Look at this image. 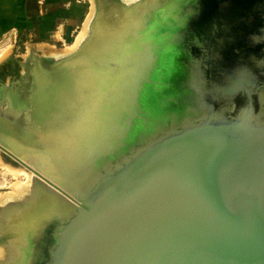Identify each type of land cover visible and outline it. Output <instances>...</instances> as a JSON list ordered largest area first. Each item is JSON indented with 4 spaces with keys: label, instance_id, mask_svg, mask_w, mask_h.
Wrapping results in <instances>:
<instances>
[{
    "label": "water",
    "instance_id": "obj_1",
    "mask_svg": "<svg viewBox=\"0 0 264 264\" xmlns=\"http://www.w3.org/2000/svg\"><path fill=\"white\" fill-rule=\"evenodd\" d=\"M97 7L74 53L37 68L24 89L1 82L16 117L0 113V149L31 171L39 212L50 214L22 254L34 250L35 264H264V0ZM103 36L115 39L97 48ZM60 68L69 72L49 81ZM78 68L117 76L112 94L78 95ZM34 96L35 106L17 103ZM71 99H96L99 123L77 176L51 174L22 130L29 120L61 130L63 110L39 117L49 100L56 110Z\"/></svg>",
    "mask_w": 264,
    "mask_h": 264
},
{
    "label": "bare ground",
    "instance_id": "obj_2",
    "mask_svg": "<svg viewBox=\"0 0 264 264\" xmlns=\"http://www.w3.org/2000/svg\"><path fill=\"white\" fill-rule=\"evenodd\" d=\"M101 1H105V0L93 1L94 2L93 9L91 14L89 15L86 26L84 28L85 37L81 39L78 38V42L73 49L69 50L68 52H62L59 54L52 53L53 54L52 58H46V55L42 57L37 55L33 56L31 61L28 60L27 63L25 62V67H24L25 70L23 72V75H20L18 79L7 82L8 91L11 92L12 89H20V90L24 89L25 86L31 84L36 73H38V70L43 65L56 64L60 62L61 59H63L67 55L74 53L83 43V40L88 36L91 21L98 8L97 4H99V2ZM108 38L115 39L113 37H108V36L100 37L97 43V48L104 47L102 41ZM113 48H114V52L111 53L110 55L112 57V60H116L115 59L117 57L115 52L116 47ZM122 51L123 50H121L118 54V60H120L123 55ZM74 64L76 65L79 64V61L75 62ZM64 69L58 71L59 74L55 73V76L53 75V77L48 78V80L49 81L54 80L55 82L58 79L62 78L63 76H61V74H65L66 72H69V71H65ZM113 69L116 70V68ZM70 73L72 74V78L74 81L73 90L76 89L75 92L78 95L87 94L94 97H97V93L100 94V91L102 92V96L112 94V90H111L113 89L112 83L115 81L117 77L112 73L105 74L104 76H101V74L97 72L86 74L82 68L81 69L78 68L77 70L74 69L70 71ZM116 86H119V82L116 84ZM55 92L56 90L54 89L51 91V94H54ZM66 93H68V91H66ZM35 99H37L36 96H34L32 101L29 102L27 100L19 98V100H17V103L18 102L20 103V107H24L28 105L30 106L31 104L32 105L35 104ZM49 101H48L49 103L48 111L45 109L46 112L44 111V113L41 114L39 119L44 120L46 122L48 121L49 118H51V115L53 117V111L56 113L57 116H59L60 112L63 110L65 116L62 115L61 116L67 121V123L64 125V128L58 131L55 130L53 133L52 131L44 129V125H41L39 123H37V125L34 126L32 120H29V122L22 130L24 135L23 137L33 136L35 142H37L40 146H42V148H44V149H40L35 154H32V156L31 155L29 156L33 162L42 166L46 171H48L51 174H54L55 172L61 173V171L63 172L65 171L67 172L68 176L69 175L77 176V174L79 173L78 166H80L81 162L83 161L82 154L85 156L87 155L86 153L88 150L87 137L89 136V134L91 135V137L93 138L95 137L96 134L95 127L99 123V118L97 117L96 114V111H98L97 101L96 99L93 100V102H91L90 100H83V99L77 101L75 99L73 101V99H71L69 102H67L68 103L67 105H64V103L60 104L61 106L57 105L55 107L56 110L53 109L54 107V105H52L53 103ZM27 103L28 105H26ZM5 104H9V99L0 101V105L2 107ZM79 104H80V110L84 112L83 116H80V114H78L81 112H75ZM7 108H5V106L3 108H0V113L6 114L8 116H12V118L16 117L15 111L11 110L9 105ZM85 114H89V116ZM8 167L9 170L13 171L15 174L21 173L25 175L27 184L25 186H22L21 183L13 184L14 194L0 197V204L3 205L10 202L11 199L21 200V204H17L19 207L18 210L16 209L15 205H13L11 207L5 208L0 211V227L4 226L5 220H8L17 215L21 217L22 215L29 213L27 215L28 219L25 228L29 229L30 231L17 232L19 237L18 239L15 240V242L11 243L8 248H0V264H22L23 256L20 254L22 251L21 250L22 246L25 245V243L26 245L28 243V241H25L26 236H29L30 234L35 235L38 231H41L42 226L46 223L47 219L50 218L49 216L50 214L47 212V210H45L43 215H41L39 212L40 209L42 208L46 209V208L45 206H43L40 209L38 208L40 206L39 198H37L38 189L33 185L34 178L31 171H29L23 166L21 168H15L13 166H8ZM71 168H74L73 173H70L68 171ZM18 229H21V225L17 227V230Z\"/></svg>",
    "mask_w": 264,
    "mask_h": 264
},
{
    "label": "rangeland",
    "instance_id": "obj_3",
    "mask_svg": "<svg viewBox=\"0 0 264 264\" xmlns=\"http://www.w3.org/2000/svg\"><path fill=\"white\" fill-rule=\"evenodd\" d=\"M93 1L0 0V78L8 82L18 79L25 62L35 55L52 58V53L73 49L78 38L85 37ZM8 166L22 167L0 150V197L14 194L13 184H27L25 175L15 174Z\"/></svg>",
    "mask_w": 264,
    "mask_h": 264
},
{
    "label": "flooded vegetation",
    "instance_id": "obj_4",
    "mask_svg": "<svg viewBox=\"0 0 264 264\" xmlns=\"http://www.w3.org/2000/svg\"><path fill=\"white\" fill-rule=\"evenodd\" d=\"M2 81H6V80H3L0 78V89H2V87H1ZM3 92H4V90H1L0 94H2ZM22 120H23L22 118H18V120L16 122L18 127L19 126L22 127V125L24 124ZM42 202L43 201H39V204H40V206L38 207L39 209L43 207ZM28 214L29 213L24 214L22 219L20 218V220L15 219L14 217H12L8 220H5L4 226L0 227V248H8L11 243L15 242V240L18 239V237H19L17 232H28V231H30L27 228H25V229L21 228V229L17 230V227L19 225H21V226L26 225V222L28 219V216H27ZM27 247H29V245ZM24 248H26L25 245L22 246V249H24ZM20 255H22L24 257V259H25L24 261L26 262V264H35V262L36 263L40 262L39 260L33 259L34 256H36V252L34 250H33V253H31L30 255H27V256L25 255V253L22 254V251H21Z\"/></svg>",
    "mask_w": 264,
    "mask_h": 264
},
{
    "label": "crops",
    "instance_id": "obj_5",
    "mask_svg": "<svg viewBox=\"0 0 264 264\" xmlns=\"http://www.w3.org/2000/svg\"><path fill=\"white\" fill-rule=\"evenodd\" d=\"M4 0H1V2H3ZM71 5V3H70ZM70 7V6H69ZM0 21H3V18H2V12L0 13Z\"/></svg>",
    "mask_w": 264,
    "mask_h": 264
}]
</instances>
